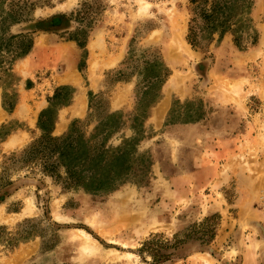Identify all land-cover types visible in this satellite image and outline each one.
Instances as JSON below:
<instances>
[{
	"label": "rangeland",
	"instance_id": "obj_1",
	"mask_svg": "<svg viewBox=\"0 0 264 264\" xmlns=\"http://www.w3.org/2000/svg\"><path fill=\"white\" fill-rule=\"evenodd\" d=\"M227 1L193 46L191 0H0V264H264V0ZM75 120L115 188L30 149Z\"/></svg>",
	"mask_w": 264,
	"mask_h": 264
},
{
	"label": "trees",
	"instance_id": "obj_2",
	"mask_svg": "<svg viewBox=\"0 0 264 264\" xmlns=\"http://www.w3.org/2000/svg\"><path fill=\"white\" fill-rule=\"evenodd\" d=\"M191 3L193 5V15L189 24L188 40L193 46L201 44L200 34L202 33V37L206 38L208 42L214 39V33H218L219 38L228 32L234 33L235 29L232 26L237 20H235L236 16L233 14L234 4L232 2L230 3L227 0L224 2L220 0H191ZM235 43L238 46L242 44L240 36L236 35ZM31 47L32 45L30 44L21 53L26 54ZM62 89H59L55 97L60 95ZM78 122L79 120L73 121V126L64 137H54L47 133L43 138L34 142L30 149L38 150L37 148L43 146L53 152H57L59 154L58 158H60L57 165L61 164L64 166L68 174L71 172V175H73L72 170L77 172V168H80V180L78 181L80 185L93 190L115 188L128 177L126 163L103 149L94 147L93 150L95 152H90L93 150L91 147L86 148L81 140L82 138L77 141L75 146L72 142H69L71 138L68 136L72 135L74 126ZM41 127L44 128L42 122ZM44 155L46 154L44 153ZM87 168L93 172L90 180H86L83 175Z\"/></svg>",
	"mask_w": 264,
	"mask_h": 264
}]
</instances>
